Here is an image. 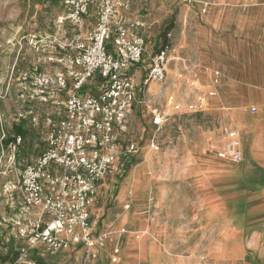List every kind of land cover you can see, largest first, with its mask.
<instances>
[{"label": "rangeland", "instance_id": "rangeland-1", "mask_svg": "<svg viewBox=\"0 0 264 264\" xmlns=\"http://www.w3.org/2000/svg\"><path fill=\"white\" fill-rule=\"evenodd\" d=\"M37 1L0 0V138L9 135L12 127L21 121L27 133L18 146H8L0 154V236H3L4 243L12 238L16 248L25 246L24 242L14 238L12 225L23 207L16 187L19 172L43 150L49 130L48 120L55 121L61 117L62 103L72 93L69 87L60 92L54 91L49 84L55 72L65 70L58 60L69 53V50L58 47V42L69 35V28L58 27L57 23L62 12L61 0L52 4H37ZM170 2H173L172 5ZM182 8L175 0H169L161 8L156 4L143 8L148 24L144 36L151 41L147 49L157 48L163 42L168 47L167 75L164 83L150 84L148 93L128 116L125 129L118 131L116 138L119 146L135 143L142 148L136 155L120 156L115 174L105 181L93 204L92 224L97 232H106L108 239L91 264H134L136 257L131 252L134 249L132 245L147 229L155 235L150 238L159 248H162L165 239L177 240L176 246H183L177 250V255L185 254L187 240L193 239L197 243L207 239L211 244L216 239L215 236H157L169 234L175 229L196 232L208 228L212 233L218 228L217 222L207 224L201 220V208L213 207L218 200L204 199L203 202L199 189L186 182H175L169 169L160 173L159 168H150L147 178L151 180H140L133 192L135 184L131 173L135 166L144 160V155H157L149 148L153 139L160 146L159 153L175 147L184 148L189 138L187 135L199 132L201 127H208L207 122L213 117L210 110L204 113L190 110L189 105L196 96L191 100L183 91L189 83L186 77V34L189 28L192 29L189 24L192 19L182 12ZM94 10L95 5L90 8L91 19H94ZM177 51L181 57L177 60L180 71L175 76L183 81L179 92L172 89L175 76L170 73L174 68L170 57ZM146 65L147 61H144L141 68ZM135 78H138V73H135ZM98 89L99 82L95 79L82 92L94 95ZM154 111L167 118L159 133L150 124ZM123 184L127 185L126 193L121 195ZM28 214L21 218L32 219L38 211L29 210ZM115 248L119 253L113 263L111 256ZM1 250L5 253L0 245ZM31 257L37 264H80L84 260V251L71 247L53 256Z\"/></svg>", "mask_w": 264, "mask_h": 264}, {"label": "built area", "instance_id": "built-area-1", "mask_svg": "<svg viewBox=\"0 0 264 264\" xmlns=\"http://www.w3.org/2000/svg\"><path fill=\"white\" fill-rule=\"evenodd\" d=\"M178 1L189 8L197 6L200 16L206 15L214 3ZM61 3L63 9L57 23L58 27L69 28V35L58 42V47L69 53L58 60L65 70L55 72L49 84L54 91L69 87L72 93L62 103L61 117L48 120L42 153L19 172L16 187L23 207L12 225L14 238L25 246L18 248L16 264H37L31 255L53 256L71 247L84 251L80 264H91L96 259L108 239V234L97 232L91 221L90 208L99 186L115 174L120 156L136 155L142 148L135 143L119 146L118 131L125 129L128 116L145 97L150 84H162L166 79L168 47L147 49V41L137 32L139 22L128 16L129 0H61ZM144 61L147 65L137 81L134 70L141 69ZM218 75L214 72L215 78ZM95 79L99 82L96 94L81 92ZM212 95L211 92L198 95L189 109L195 113L208 111ZM250 112L254 114L256 109L251 108ZM166 119V115L153 112L151 125L156 132H161ZM222 132L228 142L226 150L218 156L238 163L241 152L236 132L227 127ZM20 142L16 138L10 146L15 148ZM149 148L153 154L160 152L154 139ZM29 210H37V216L21 218ZM118 253L115 248L111 262L117 261Z\"/></svg>", "mask_w": 264, "mask_h": 264}, {"label": "crops", "instance_id": "crops-1", "mask_svg": "<svg viewBox=\"0 0 264 264\" xmlns=\"http://www.w3.org/2000/svg\"><path fill=\"white\" fill-rule=\"evenodd\" d=\"M129 1L128 16L139 22L137 32L145 38L148 24L143 8L151 4L161 8L169 0ZM175 1L192 19L189 23L192 29L186 34L189 83L183 91L191 100L211 92L209 110L213 117L207 122L208 127L187 135L184 148L144 155V160L131 173L133 192L139 181L151 173L150 168H159L160 173L169 169L175 182H186L199 189L203 202L218 200L213 207L201 208L202 223L214 221L218 228L212 233L208 228L196 232L175 229L157 235L216 237L211 244L207 239L197 243L187 240L184 255L176 254L183 247L176 246L177 240L165 239L159 248L150 238L155 235L147 229L133 243L131 252L137 264H264V0H212L213 6L204 16L198 14L197 6L189 8ZM179 58L178 51L170 57L174 67L170 73L174 76L180 71ZM214 72L219 73L217 78ZM135 73L140 81L142 68ZM174 78L172 89L179 92L183 81ZM251 108L256 109L254 114ZM223 127L236 132L241 152L238 163L218 156L226 150L228 142ZM104 186L105 181L99 186L96 200ZM126 187L122 185L121 195L126 193Z\"/></svg>", "mask_w": 264, "mask_h": 264}, {"label": "trees", "instance_id": "trees-1", "mask_svg": "<svg viewBox=\"0 0 264 264\" xmlns=\"http://www.w3.org/2000/svg\"><path fill=\"white\" fill-rule=\"evenodd\" d=\"M46 2H48L49 4H52V3L57 2V0H42V1L38 0L36 3L44 4ZM163 44H160L161 47L166 46ZM26 135L27 133L24 129V123L22 121L18 125H14L9 135L4 136L3 138H0V154L4 149H7L8 146L14 144V142L16 141V138H20L22 142L26 138ZM0 245L2 249H5V253H3L2 250L0 251V264H14L18 258V251H17L18 248H16V246L14 247L13 239L9 238L8 242L4 243L3 236H0Z\"/></svg>", "mask_w": 264, "mask_h": 264}]
</instances>
